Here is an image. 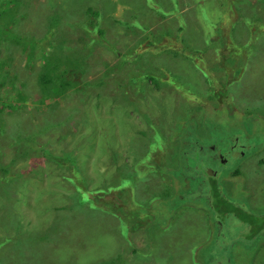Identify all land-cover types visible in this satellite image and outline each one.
<instances>
[{
  "label": "rangeland",
  "instance_id": "obj_1",
  "mask_svg": "<svg viewBox=\"0 0 264 264\" xmlns=\"http://www.w3.org/2000/svg\"><path fill=\"white\" fill-rule=\"evenodd\" d=\"M176 1L0 0V264H264V25L248 26L264 1ZM142 24L159 45H140ZM57 72L76 81L66 101L47 80ZM150 137L160 152L141 166ZM36 139L77 168L18 155ZM102 192L114 212L86 198Z\"/></svg>",
  "mask_w": 264,
  "mask_h": 264
},
{
  "label": "trees",
  "instance_id": "obj_2",
  "mask_svg": "<svg viewBox=\"0 0 264 264\" xmlns=\"http://www.w3.org/2000/svg\"><path fill=\"white\" fill-rule=\"evenodd\" d=\"M231 1H233V0H231ZM264 1V0H263ZM188 2V4H190V5H192L189 9H190V11L192 10V11H195L196 12V10H193L192 8H193V0H189V1H187ZM196 3H198L197 1H195ZM241 2V1H240ZM175 3L176 4H178L179 5V1H176L175 0ZM162 6H163V8H164V13H162V15L164 14H170V13H175L174 15H178V16H182V14H181V12H177V11H175L176 9V6H174L173 4H167V2L166 3H164V2H161L160 3ZM188 4H185V5H188ZM160 7V6H159ZM158 7V8H159ZM157 8V9H158ZM0 15H1V13H0ZM123 16H125V14L123 15ZM264 15H262V16H259V17H254V19L253 18H251L250 20H248V26L250 27V30L251 31H256L257 33H258V31H257V28L260 26V25H264V20H262V21H260L261 20V17H263ZM121 19V18H120ZM171 21V20H170ZM160 24H161V22H159ZM183 25L184 24H181V26H179V28L180 29H182V27H183ZM217 25V24H216ZM91 26L90 25H88L87 26V28L86 29H84V30H86V31H88L89 32V34H90V38H92V42H94V41H96V39H97V41H99V42H104L105 44H109V41L107 40V39H105V38H103V37H100V38H97V37H95V36H93L95 33H92L91 31H89V30H91V28H90ZM141 29L144 31V33H145V36L143 37V38H141V40H144V39H146V42L145 43H141L140 45L142 46V47H144V45H145V47L144 48H147V47H150V45L152 46V47H155V46H157V45H159L158 44V42H160L161 40H162V38L164 37V33H162V34H160V32L158 31V32H156V31H153V30H147L148 29V27L146 28V27H144L143 26V24L141 25ZM147 30V31H146ZM208 31H210V29L208 30ZM169 32V34H167L165 37H174V35H172V33H170L171 31L169 30L168 31ZM220 32V31H219ZM218 34V36H219V33H217ZM147 35H149V36H151L152 38L150 39V40H148L147 39ZM203 35H204V42L205 43H208V44H214V42H215V40L218 38V36H216L215 38H213L212 37V35L210 36V34L207 36V33H203ZM53 35L51 34V37H52ZM64 37V36H63ZM184 38H185V36H183ZM257 37V35L256 34H254V38H256ZM43 38V37H42ZM42 38L40 39V40H42ZM221 37H219V43L221 42L222 44H226V42L227 43H229V44H231V45H234V44H236L235 43V40H234V37H233V35H232V38H231V40H229V39H227L226 41H224V39H220ZM196 39H199V38H196ZM259 40V39H258ZM167 41H170V42H172L170 39H168ZM166 41V42H167ZM166 42H164V43H166ZM114 43V42H113ZM138 44V42L136 43V45ZM139 45V46H140ZM178 45H173V46H171L170 44H169V46L167 47V50L169 51V52H172L173 54H175L176 52H177V50L176 49H174V48H176ZM196 46L198 47L199 46V44H196ZM186 47H187V45H186ZM198 48H201V46H199ZM220 48L221 49H219V56L220 57H222L223 58V60L225 61V58H226V51L224 50L225 48L223 47V46H220ZM156 51H159V50H156ZM192 51H194V52H196L197 53V56L199 57L201 54H202V51L203 50H199V49H197V48H195V49H193ZM48 55H49V51H48ZM47 55V56H48ZM40 59H41V67H40V69H41V73L42 74H44V75H48V66H49V62H48V59L46 58L45 60H43L41 57H39ZM49 58V57H48ZM50 65H52V66H54V70H56V71H59V69H58V66H59V64H58V60L56 61V63H53L52 61H51V59H50ZM154 66V65H153ZM156 66H158L157 64L155 65V67ZM155 73H156V71H155V68L154 69H152V71H151V73L150 74H148L147 75V77H151V78H153V75H155ZM47 80H49L50 81V83L52 84V87H53V89H54V91L56 92V93H58V95H60V94H62L63 95V97H64V99H65V101L67 100V98H66V96H67V93H68V89L71 87V86H73L75 83H76V81H75V79H67L66 77L64 78L63 76H60V72H57V74L54 76V75H50L49 76V78H47ZM78 81V80H77ZM40 89H39V91H38V93L36 94V92H35V94L36 95H38V96H40V97H42V98H45L46 96L44 95V92H45V90H47V89H49V87L47 86V85H45V89L43 88V87H39ZM8 90H11L10 88H8ZM71 91V90H70ZM28 92H30L29 90H28ZM40 92H42V93H40ZM71 94H72V92H71ZM87 99H88V97H87ZM55 108H59V106H54ZM99 109V108H98ZM52 117H53V115H52ZM146 119H147V117H146ZM208 119V118H207ZM6 134V132H0V134ZM40 134H48V135H52V134H54V129L51 131V132H42V133H39L38 135H40ZM37 135V136H38ZM36 136V137H37ZM150 140H151V137H150V139L145 143V146H143V151H142V155H143V159L141 158V157H139V158H137V161H138V163L140 162V163H142V165L141 166H145L144 165V162H142L146 157H148L151 153H153V155H154V157L155 158H157V154H156V152H160V150L159 149H155V150H153V147H150ZM48 141H49V139H48ZM39 140H35V143L34 144H32L31 142H29V144H28V146H27V149H29V152L27 153V151L26 150H24L25 148H26V146L24 145V143H22L21 145H18V147H17V149L19 150L20 148H22L21 150H20V153L18 154V155H23V156H27V155H29V154H31L30 152H33V153H38V152H40L41 154L42 153H44L46 156H47V158L49 159V160H52L56 165H66V166H72V167H74V168H77V166H76V157H75V155H73L72 153H70V152H65V151H59V152H53L50 148H48V147H46L45 146V144L43 143V142H40V144H39ZM6 143V142H5ZM9 145H12L11 143L9 144ZM30 145H32L31 147H30ZM37 149V150H36ZM211 149H214V150H212V151H214L215 153H216V149H215V147L213 146V147H211ZM227 150L228 151H230V149L229 148H227ZM218 158V157H217ZM151 159L150 160H148V161H146V162H148V164L146 165L147 167H148V170L149 169H151V166L153 165L152 163H151ZM259 161L261 162V163H264V157H261V158H259ZM150 162V163H149ZM186 170V169H185ZM132 172V171H131ZM155 172L156 171H152V172H149L148 174L150 175H155ZM206 172V171H205ZM133 173V172H132ZM183 173H184V178H187L188 179V181L190 182L191 180H194V179H196V178H198L199 176L196 174V173H193V172H189V173H186L184 170H183ZM9 174H11V173H9ZM78 174V172L77 171H75V175H77ZM212 175H215V173H212ZM14 175L13 174H11V175H9L8 177H2V181H4L5 179H9V178H11V177H13ZM211 176V175H210ZM149 177V176H148ZM179 177H181V178H183V175L182 174H180V176ZM213 176H211V178H212ZM183 178V179H184ZM22 183H23V181H22ZM16 185V184H15ZM189 187H192V186H189ZM187 191V192H186ZM184 192V194L182 193V194H180V195H178V197L179 198H188L190 201H193V202H195L196 203V206H195V208H197L198 209V203H206V199L205 198H202V199H198L197 197H194L193 196V194H192V192L191 191H189V190H184L183 191ZM114 193L116 194H118V192H115L114 191ZM186 193H188V195L190 196V197H187L185 194ZM101 194H103V192L102 193H95V195L94 196H91V197H86L87 198V200H89L90 202L91 201H93V202H95L99 207H101L100 206V204L99 203H101V205H103V206H105L107 209H109V211L112 213V212H114V210L118 207V206H120V204H119V202H114V199L116 198L115 197V195H112V194H109V193H107L105 196L103 195V198H101L99 201H98V196H101ZM105 197H107V198H105ZM154 197H156V196H152L151 197V199H153ZM178 197H176V195H175V198L176 199H178ZM84 198L85 197H82V194L79 192L78 193V196H77V201H79V202H83L84 201ZM131 198V194H130V197H128L127 199H125V200H128V201H131L132 199H130ZM138 199H140V198H138ZM151 201V200H150ZM132 202H137V201H135V200H132ZM137 204H140V205H142L143 206V203H141V202H137ZM193 203L192 202H190V203H188V207H192V206H190V205H192ZM94 205V204H93ZM246 207H248L247 205H246ZM97 209V208H96ZM223 209V208H222ZM224 212H228V213H230L229 211H228V209L226 210V208H224ZM139 214H140V212H138ZM231 214V213H230ZM239 216H241V215H239ZM143 219L142 220H144V219H147L146 218V216H144V217H142ZM149 218V217H148ZM142 220H138V223L139 222H142ZM11 221H12V219H11ZM10 221V222H11ZM214 224L213 225H215V227L218 229L219 228V224L221 223V222H217L216 220H214ZM222 226V225H221ZM221 226H220V228H221ZM130 235L133 237V234H131L130 233ZM137 237V236H136ZM212 262H213V260H212ZM215 263H218V261H216Z\"/></svg>",
  "mask_w": 264,
  "mask_h": 264
},
{
  "label": "flooded vegetation",
  "instance_id": "obj_3",
  "mask_svg": "<svg viewBox=\"0 0 264 264\" xmlns=\"http://www.w3.org/2000/svg\"><path fill=\"white\" fill-rule=\"evenodd\" d=\"M212 147H213V146H212ZM228 148L230 149V151L227 150V154L230 155V156H233L234 153H235V152L233 151L234 148H235V146H233V147H228ZM217 150H218V151H217ZM217 150H215V151H217L216 156L218 157V155H220V157H221V156H222V155H221V149H217ZM223 154H224V153H223ZM218 158H219V157H218Z\"/></svg>",
  "mask_w": 264,
  "mask_h": 264
}]
</instances>
